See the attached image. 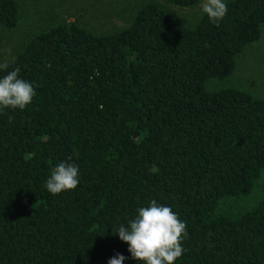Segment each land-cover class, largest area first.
Returning a JSON list of instances; mask_svg holds the SVG:
<instances>
[{"label": "trees", "instance_id": "trees-1", "mask_svg": "<svg viewBox=\"0 0 264 264\" xmlns=\"http://www.w3.org/2000/svg\"><path fill=\"white\" fill-rule=\"evenodd\" d=\"M224 2L222 20L203 13L191 27L155 2L107 34L63 20L0 70L18 68L35 90L24 109L0 108V264H108L116 253L142 264L116 231L152 200L186 224L175 264H264V187L239 213L220 209L264 176V98L205 87L260 38L264 0ZM18 20L16 0H0V25ZM60 162L79 183L53 195Z\"/></svg>", "mask_w": 264, "mask_h": 264}, {"label": "rangeland", "instance_id": "rangeland-1", "mask_svg": "<svg viewBox=\"0 0 264 264\" xmlns=\"http://www.w3.org/2000/svg\"><path fill=\"white\" fill-rule=\"evenodd\" d=\"M226 1V0H224ZM19 6L18 24L13 29L0 25V63L8 64L37 34L58 22L78 20L82 28L93 34H107L130 24L143 3L155 2L170 16L185 26H194L201 18L203 0L190 7H181L166 0H16ZM209 91L236 88L257 98H264V25L260 38L248 44L236 59L234 71L224 79L205 81ZM264 175V174H263ZM264 187V176L248 196L223 199L221 212L236 214L258 198V188ZM261 194V193H260ZM227 206V207H226Z\"/></svg>", "mask_w": 264, "mask_h": 264}, {"label": "clouds", "instance_id": "clouds-1", "mask_svg": "<svg viewBox=\"0 0 264 264\" xmlns=\"http://www.w3.org/2000/svg\"><path fill=\"white\" fill-rule=\"evenodd\" d=\"M201 9L213 23H218L227 13L224 0H203ZM8 67L7 62L0 63V70ZM34 95V87L19 77L18 68L0 78V108L24 109ZM78 183V167L60 162L52 169L46 188L56 195L75 189ZM137 211V216L128 222L127 227L121 225L116 231L119 239L127 243L131 257L142 264H175L185 251L181 242L187 235L186 224L169 206L160 205L156 200ZM125 259L124 255L116 253L108 264H122Z\"/></svg>", "mask_w": 264, "mask_h": 264}]
</instances>
